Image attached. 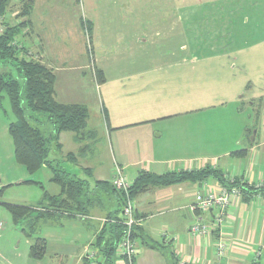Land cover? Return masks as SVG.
Returning a JSON list of instances; mask_svg holds the SVG:
<instances>
[{"label": "crops", "instance_id": "crops-1", "mask_svg": "<svg viewBox=\"0 0 264 264\" xmlns=\"http://www.w3.org/2000/svg\"><path fill=\"white\" fill-rule=\"evenodd\" d=\"M28 29H33L31 23L18 39L44 59L47 56L42 46L35 44L34 30L27 32ZM43 63L51 68L55 66L54 61ZM123 65L139 72L114 80L98 111L88 112L86 119L87 129L94 131L95 136H104L103 153L99 154L102 160L83 165L81 155L73 152L76 157L67 159L66 154L71 151L64 154V159L75 167L65 169L84 179L90 189L87 214L69 218L64 213L57 218L40 219L36 234L45 239V255L33 259L29 255L31 239L12 221L8 211L0 208V264H88V261L98 264L101 257L94 255L87 259V253L96 254L91 243L105 217L118 205L114 194L92 187L97 180L111 183L115 165L123 169L131 182L141 171L162 174L196 170L210 164L221 169L227 179L241 180L253 187L264 184V85L250 88L247 100L243 98L247 92L245 85L241 88L239 84L228 92L225 88L217 89L209 98L204 92L206 88L200 84L194 86L199 73L188 68L187 63ZM59 102L87 108L76 100ZM95 144L91 139L82 149L90 150L92 157ZM0 149L3 150L1 145ZM243 150V155L233 154ZM7 159L10 161L11 156L7 155ZM6 163L13 165L0 155V166ZM77 169L80 175L71 172ZM3 175L0 168V187L6 186L4 190L23 184L24 180H34L25 170L5 182ZM47 177V183L52 185L49 190L35 179L42 186H39L40 197L31 199L20 194L12 198L5 197L3 192L0 205L7 202L34 207L43 189L57 194L59 186L50 180L51 176ZM220 186L215 179L207 178L196 183L152 187L136 195L133 200L138 236L134 240L138 251L134 264H264V190L234 198L218 231L211 228L204 234L190 232L195 222L209 227L213 223V211L189 209L195 193L200 189L216 191ZM218 239L228 243L225 256L219 260L215 256ZM257 251L260 253L255 260ZM114 255V264H123L119 252Z\"/></svg>", "mask_w": 264, "mask_h": 264}, {"label": "rangeland", "instance_id": "rangeland-1", "mask_svg": "<svg viewBox=\"0 0 264 264\" xmlns=\"http://www.w3.org/2000/svg\"><path fill=\"white\" fill-rule=\"evenodd\" d=\"M22 1H10L7 18L20 10ZM29 18L35 32V44L42 46L47 57L43 59L30 50L29 55L40 59L42 64L47 60L55 62L52 68L44 64L52 71L56 68L53 71L56 75L54 98L82 102L90 113L98 111L114 80L139 72L123 65L128 63H187L188 68L199 73L193 81L194 86L200 84L206 88L204 92L209 98L217 89L225 88L228 92L239 84L241 88L245 85L247 92L243 98L247 100L250 88L264 85V0H32ZM22 44L25 46L24 42ZM3 71L16 74L10 65ZM3 95L0 106V145L3 150L0 149V155L13 164L0 166L4 170L2 179L5 182L26 169L14 156L8 125L16 118L7 95ZM31 114L30 123L39 126L46 136L51 130L46 114ZM72 136L71 131L61 133V151L56 149L52 139L49 157H55L66 169L75 168L64 159L66 151L81 155L83 165L102 160L99 154L103 153L104 136H95L94 132L93 137L78 142ZM91 139L96 143L92 157L90 150L82 149ZM7 155L11 156L10 161ZM42 168L29 177L41 181L49 190L52 185L47 183V176H51V172ZM205 168L223 173L210 164L196 170ZM71 172L78 174L79 169ZM224 179L228 184L233 180ZM239 181L234 179L233 183ZM5 188L0 187V197L4 192L5 197L15 198L23 194L35 199L41 193L35 183ZM0 208L7 210L4 205ZM28 220L23 219L22 223L20 220L17 226L22 229L23 225L29 232L33 222L31 220L29 224ZM37 228L35 225V237Z\"/></svg>", "mask_w": 264, "mask_h": 264}, {"label": "trees", "instance_id": "trees-1", "mask_svg": "<svg viewBox=\"0 0 264 264\" xmlns=\"http://www.w3.org/2000/svg\"><path fill=\"white\" fill-rule=\"evenodd\" d=\"M10 1L0 0V106L4 97L3 93H5L10 101L11 111L16 118L8 125L16 161L22 164L29 174L43 166L48 167L52 174L50 180L59 186V192L50 194L43 189L42 197L37 203L38 207L7 202L2 204L10 212L15 224L20 220L22 223L23 219H29L27 223L31 224L32 220L30 231L27 232L24 226L22 230L31 239L30 257L41 259L45 255V239L37 235L34 236V226H37L39 220L48 216L59 217L64 213H67L65 216L69 218L79 217L87 214L90 201V189L86 181L70 174L59 165V160L49 157L50 141L54 139L58 149L60 146L58 136L61 132L71 131L75 141L78 142L85 137H93L94 131L87 129L88 111L84 105L62 103L54 98L55 74L39 59L31 57L30 51L18 39L21 32L31 23L29 16L32 0L22 1L20 10L16 11L11 18L10 16L7 18ZM7 65L14 68L15 75L9 71H3ZM35 112L44 113L47 116L46 122L51 125V130L46 136L39 126L30 123V119L33 117L31 113ZM41 124L43 123L41 122ZM244 153V150L233 152L236 155ZM75 157L73 152L66 154L67 159ZM207 178L215 179L221 186L238 187L242 196L254 195L264 190V184L261 187H253L247 182L233 183L234 179L228 184L223 173L217 169L205 168L191 171H169L162 174L141 171L132 181L128 191L133 198L152 187L170 186L182 182L196 183ZM22 183H35L42 187L40 182L30 179L24 180ZM94 183L92 189L98 188L103 193L114 194L118 206L116 210L105 217V221L91 243V248L96 251L98 257H101L98 264H114L116 246L124 227L120 223L124 197L123 193L114 188L107 180H97ZM33 213L35 214L33 215ZM136 236L138 233L135 225L133 238Z\"/></svg>", "mask_w": 264, "mask_h": 264}, {"label": "built area", "instance_id": "built-area-1", "mask_svg": "<svg viewBox=\"0 0 264 264\" xmlns=\"http://www.w3.org/2000/svg\"><path fill=\"white\" fill-rule=\"evenodd\" d=\"M131 183L130 179L123 172V169L120 166L115 165L111 184L114 188L122 192L124 197L120 213V223L124 227L116 246V250L119 252V258L123 264H134L138 251V246L133 238V230L136 224L135 205L134 200L128 191ZM238 196H241V191L238 187H220L216 191L211 189H200L197 193H195L193 203L189 206V209L193 212L213 211V223L212 227H209L206 224L195 222L190 226V232L192 234H204L211 231V228L218 231L225 220L227 209L230 207L233 199ZM103 221H105V219ZM165 234L166 233L163 235L165 236ZM227 245L228 243L224 239L217 240L215 244V256L218 260L225 256ZM259 253V251L255 253V260L258 258ZM94 255L96 258L97 254H94L93 251H88L87 259H91ZM88 264L96 263L88 261Z\"/></svg>", "mask_w": 264, "mask_h": 264}]
</instances>
